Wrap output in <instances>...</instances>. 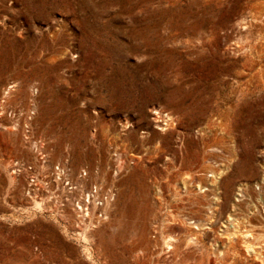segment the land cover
Masks as SVG:
<instances>
[{"label":"rangeland","instance_id":"1","mask_svg":"<svg viewBox=\"0 0 264 264\" xmlns=\"http://www.w3.org/2000/svg\"><path fill=\"white\" fill-rule=\"evenodd\" d=\"M0 264H264V0H0Z\"/></svg>","mask_w":264,"mask_h":264},{"label":"built area","instance_id":"2","mask_svg":"<svg viewBox=\"0 0 264 264\" xmlns=\"http://www.w3.org/2000/svg\"><path fill=\"white\" fill-rule=\"evenodd\" d=\"M26 170L29 173L28 179L30 182H35V177L31 172L33 169L31 165L26 166ZM110 192L99 193L97 187H94L89 194L85 197L84 201H82L81 205L78 206V210L80 212V216L86 219L87 223L89 224V228H93L96 226L104 218V211L102 207L104 206L105 202L109 199ZM94 204L99 209L93 219L90 217V207ZM91 223V225H90Z\"/></svg>","mask_w":264,"mask_h":264},{"label":"bare ground","instance_id":"3","mask_svg":"<svg viewBox=\"0 0 264 264\" xmlns=\"http://www.w3.org/2000/svg\"><path fill=\"white\" fill-rule=\"evenodd\" d=\"M103 184V183H102ZM47 185V184H46ZM70 189V188H69ZM78 206H80V205H78ZM41 207V206H40ZM80 214V213H79ZM71 237V236H70ZM79 237V236H78ZM84 238V237H83ZM80 241V240H79ZM82 243V242H81ZM85 243V242H84ZM85 248V247H84Z\"/></svg>","mask_w":264,"mask_h":264}]
</instances>
